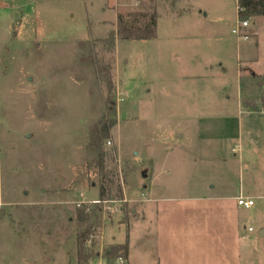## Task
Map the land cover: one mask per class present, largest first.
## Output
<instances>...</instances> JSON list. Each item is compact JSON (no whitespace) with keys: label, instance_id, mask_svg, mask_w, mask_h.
<instances>
[{"label":"rangeland","instance_id":"rangeland-1","mask_svg":"<svg viewBox=\"0 0 264 264\" xmlns=\"http://www.w3.org/2000/svg\"><path fill=\"white\" fill-rule=\"evenodd\" d=\"M140 8L158 14L157 36L121 39L119 13ZM245 10L238 0H0V264H59L63 249L79 264L91 223L92 256L264 264V146L239 103L241 90L264 114V11ZM102 120L115 124L97 141ZM240 188L252 208L218 198Z\"/></svg>","mask_w":264,"mask_h":264},{"label":"trees","instance_id":"trees-1","mask_svg":"<svg viewBox=\"0 0 264 264\" xmlns=\"http://www.w3.org/2000/svg\"><path fill=\"white\" fill-rule=\"evenodd\" d=\"M154 2V0H151ZM257 6H262L264 11V0H238V11L239 16L244 17L246 15L245 9H252V7L257 8ZM117 34L121 39H151L157 36V27H158V14L154 11L152 13L145 11L143 8L138 10H133L128 14L118 15L117 23ZM114 33L112 38H114ZM110 102V100H109ZM109 105L110 111H114V102H110ZM115 124V121L102 120L100 127L98 129V134L96 136L97 141H102L110 135L111 127ZM104 154H101V160H103ZM107 190L103 186L100 189V196L103 198L106 196ZM93 215L87 214L85 210L80 211V220L88 219L90 216L95 217V211H92ZM96 224L91 223L89 226L78 235V245L79 249V264H87L89 258L92 256L91 253L87 252L85 249V242L94 230ZM113 252V251H111Z\"/></svg>","mask_w":264,"mask_h":264},{"label":"built area","instance_id":"built-area-1","mask_svg":"<svg viewBox=\"0 0 264 264\" xmlns=\"http://www.w3.org/2000/svg\"><path fill=\"white\" fill-rule=\"evenodd\" d=\"M249 24V21L241 22L236 28L233 29V33L239 35V30L241 28H246ZM240 38L244 40H248L249 36L247 34L240 35ZM237 202L239 206H242L246 209L252 208L255 204L253 198L246 197V196H239L237 197ZM82 203V202H80ZM78 203V205L80 204ZM104 207L111 213L118 212L120 208L113 206L110 200H103ZM248 230L250 232L254 231L252 227H249ZM87 264H128V257L126 256L125 252L120 251L118 253H113L111 250H103L91 256L87 262Z\"/></svg>","mask_w":264,"mask_h":264},{"label":"crops","instance_id":"crops-1","mask_svg":"<svg viewBox=\"0 0 264 264\" xmlns=\"http://www.w3.org/2000/svg\"><path fill=\"white\" fill-rule=\"evenodd\" d=\"M240 89H241V87H240ZM240 110H241V112H242V115L243 116H245V119H247L248 120V122L250 121L251 122V124H252V122L253 121H255L254 123L256 124V125H258L259 127H260V137L259 138H256V142L255 143H258V144H260V145H262V146H264V114H259V115H257V116H255V115H253L252 114V111H250L249 109H250V106L249 105H247L246 103H244V101H243V97H242V91L240 90ZM264 105V104H263ZM148 188V187H147ZM81 194H83V193H81ZM239 196H246V197H250V198H254V195H252V194H250V193H246L242 188H240V190H239V192L238 193H234V194H232V195H228V196H221V197H218V198H220V199H235V200H237V197H239ZM147 200H149V199H146V201ZM2 204H5V202H1ZM148 203H150L149 201H147V204L145 205L146 207H147V213H148V215L146 216V220L149 222V218H150V214L153 212V210H152V206H150V205H148ZM222 205V209H226V206H225V204H221ZM148 216H149V218H148ZM51 225H55L54 223L52 224L51 223ZM58 225V224H57ZM249 231V230H248ZM262 231V230H261ZM263 231H264V229H263ZM250 232V231H249ZM55 233H56V236L58 237V238H60V236H61V234L58 232V231H55ZM49 234H52L53 235V232L52 231H50L49 232ZM61 238H65L64 239V242L66 243V241L68 242V237L66 238V236L64 237L63 235L61 236ZM67 244V243H66ZM66 244L64 245V248H67L66 247ZM69 251H70V249L69 250H67L66 251V249L64 250L63 249V258L61 259V262H59V264H69V255H68V253H69ZM251 253V252H250ZM250 253H246V252H244V255L243 256H239L240 258H242V257H244V258H249L250 256ZM248 255V256H247Z\"/></svg>","mask_w":264,"mask_h":264},{"label":"water","instance_id":"water-1","mask_svg":"<svg viewBox=\"0 0 264 264\" xmlns=\"http://www.w3.org/2000/svg\"><path fill=\"white\" fill-rule=\"evenodd\" d=\"M260 234H261V235H264V231L262 230V231L260 232Z\"/></svg>","mask_w":264,"mask_h":264}]
</instances>
